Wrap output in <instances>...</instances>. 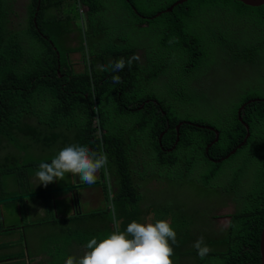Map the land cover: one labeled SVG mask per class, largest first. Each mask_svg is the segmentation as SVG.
<instances>
[{
  "label": "trees",
  "instance_id": "1",
  "mask_svg": "<svg viewBox=\"0 0 264 264\" xmlns=\"http://www.w3.org/2000/svg\"><path fill=\"white\" fill-rule=\"evenodd\" d=\"M177 1L168 0L147 11L145 0H31L22 32L11 29L6 35L3 28L9 29L12 10L1 5L0 151L13 143L22 144L21 148L28 151L41 144L43 154L56 155L75 142L103 152L115 185L130 197L117 200L116 192L113 198L121 229L133 220L148 222L147 213L139 209L148 196L143 199L130 178L134 174V154L142 149L144 155L153 151L158 162L154 169L159 165L163 173L155 172L151 161H145L150 176L143 177L147 183L156 180L159 185L169 180L183 185L190 180L196 185V181L200 183L195 188L199 193H211L217 199L226 193L228 201L236 206L229 214V228L223 231L216 221L215 231L200 229L208 220L203 209L183 203L182 198L170 206L172 209L165 208L164 219L172 218L179 225L173 245L174 264H260L257 259L264 228L263 101L252 102L243 110L242 117L250 125L249 142L237 154L228 156L248 135L240 119L242 106L253 99H264V74L258 84H253L254 71L264 66V5L190 0L172 12L166 11ZM65 5L66 15L59 12ZM73 5L78 9L85 6L82 14L86 24L82 23L78 31L72 24ZM250 19L257 21L253 24ZM147 36L151 38L149 45ZM19 39L30 42L34 53ZM76 52L85 65L82 72L76 70L71 58ZM134 56L139 59L129 65L127 61ZM120 58L125 60V67L115 72L112 65ZM101 65L105 71H100ZM233 65L245 67V74L234 73L230 68ZM211 72L215 84L199 92V81ZM113 75H119L121 82L114 84ZM164 78L168 84L161 86ZM144 91H172V97L164 104L155 97L138 94ZM97 117L102 140L94 128ZM121 126L128 130L126 138L119 133ZM207 127L220 132L218 143L208 153L216 134ZM16 153L0 154L6 156V163H0L5 169L2 188L8 178H18L19 184L25 182L30 187L31 177L43 163L27 162ZM64 189L59 188V194ZM56 192L42 190L25 196L40 197L44 205L54 207ZM106 197L111 200L109 186ZM17 200L20 198H3L0 205ZM100 211L91 214L90 222L94 218L103 222ZM106 212L111 215L110 210ZM53 214L47 211L46 215ZM4 217L0 210V232L18 227H5ZM79 218L63 220L78 222ZM201 236L210 248L204 259L194 247Z\"/></svg>",
  "mask_w": 264,
  "mask_h": 264
},
{
  "label": "rangeland",
  "instance_id": "2",
  "mask_svg": "<svg viewBox=\"0 0 264 264\" xmlns=\"http://www.w3.org/2000/svg\"><path fill=\"white\" fill-rule=\"evenodd\" d=\"M30 1L31 0H0V6L3 5V7L11 8L12 10L9 29L6 31L5 28H3L4 35L8 34L11 29L18 33L22 32L28 18L27 6ZM166 1L168 0H145V8L147 11H151L158 4H164ZM73 6L72 24L74 29L78 31L81 28L82 23L86 24V18L85 15H83L76 7V5ZM67 10L68 6L65 5L59 12L66 15ZM82 11L85 13V8H82ZM250 21L255 24L257 20L250 19ZM75 34L76 32L73 33V35ZM149 39L151 38L148 36L145 39L147 40V45L150 43L148 42ZM20 42L25 49L33 52V49L31 48L32 44L30 42L26 40H20ZM75 44L76 42L74 41L73 45ZM71 58L73 62L80 65L77 68L78 71H82L83 66L81 64V55L76 52L71 55ZM223 64H220V67H223ZM230 68H232L234 73L242 75L245 74L244 69L241 66L233 65L230 66ZM224 81L225 79L220 82L221 85L218 86L220 87L219 89L222 88V83ZM215 82L216 78L212 72L210 75L202 77L198 83V88L200 90L199 92H201L203 89L212 87ZM167 84V78H164L160 83L161 86H165ZM219 92L220 95H225L222 91ZM232 93L235 92L232 91ZM138 94L140 96H146L150 98L155 97L164 104L168 103L172 97V91H144L138 92ZM191 94L195 95V91H191ZM48 97L52 99V96ZM119 133L126 138L128 130H124V127L121 126ZM21 147H23L22 144L13 143V145L8 149L1 150L0 154L15 153L16 151L19 152L16 153V155H20L23 160L27 162L34 161L38 163L44 161L50 162L55 156L53 154H43L41 151L44 150V148L41 144L35 146V148L29 149V151L24 150ZM146 150L149 149L146 148ZM5 158L6 156L0 155V163H6ZM143 158V165L145 164V161H151L152 169L155 172L159 171L160 173H163L159 165H157L158 170L154 169V166L158 162L153 151H150L149 155H143ZM3 169L4 168L0 166V199L7 197L20 198V200L2 203L0 205V210L5 215L3 219V224L5 227H9V225H18V229H16L14 232H7V236L14 234L15 246L14 250L8 249L4 252L6 255L4 259L9 260L13 253L18 254L20 251H22L25 254V261L28 264H65V260L68 256L79 258L86 251L79 246V238L81 234L90 235L92 237L95 236L97 238L104 237V235H100V231L97 228V222L99 221L98 218H94V220L88 224L80 220L78 222L65 221L63 223L57 224L50 222L56 218H59L60 215L67 216L70 214L71 205L69 200L62 197V195L66 192L57 195V198H55V208L44 205L43 199L40 197L26 198L25 195L28 193H31L29 196L32 197L35 192L42 190H52L56 187L60 189L70 188L73 183L71 173H66L63 180L57 179L53 183H50L49 187H45L43 184H39V180L36 177V172L38 171L37 168L35 174H33L31 177L30 187L27 186L25 182L19 184L18 178L15 180L13 178H8L6 180V185L2 188L3 181L5 180V169ZM28 169L30 170V166H28ZM96 180L97 181L95 183H98V173ZM189 181L190 180L183 181V185L174 184L169 180L159 185L157 184L158 182L156 180L146 183V188L151 186L153 187L149 188L147 192H142L143 199L146 195H149V199L144 200L145 202L139 207V209L142 208L144 209V212L147 213V216H149L147 221L151 220L155 222L156 220L164 219L166 214L165 208L172 209L170 206L174 205L178 199L182 198L184 201L183 203L188 204L189 206H198V208L203 209L205 217H207L208 220L207 222H204L202 225H200V229L215 231V221L218 227H224L229 219L228 217H230L229 214L236 210V206L232 202L228 201L229 196L224 193L221 194L217 199L216 197L211 196V193L206 195L204 193H199L195 188H197L200 183L192 180L193 183L196 184L193 185ZM103 185L104 184H102V186ZM100 189L101 188H97V186H92L81 191V194L84 196H81L79 199H89L83 203L85 210L90 209L92 204V201L90 200L91 198L98 201L94 206L99 205V201H101L102 197L97 192H99ZM47 211H54V214L47 216ZM177 213L180 212L177 211ZM214 218H216V220ZM168 221H170L172 227L177 233L179 230L178 223L174 222L172 218ZM127 225L128 223H125V227H127ZM211 237L213 238V235H211ZM0 238H4V232H0ZM52 238H59V240H54Z\"/></svg>",
  "mask_w": 264,
  "mask_h": 264
},
{
  "label": "clouds",
  "instance_id": "3",
  "mask_svg": "<svg viewBox=\"0 0 264 264\" xmlns=\"http://www.w3.org/2000/svg\"><path fill=\"white\" fill-rule=\"evenodd\" d=\"M163 11L164 10L160 12ZM135 59H139V57L134 56L129 59L127 63L130 65L132 60ZM125 63L123 58L118 59L112 65L113 71H122L125 67ZM99 68L100 71L106 70L103 65L99 66ZM112 81L114 84H118L121 82V77L119 75H113ZM140 109H143V107ZM94 128L97 129L96 133L98 139L102 140L101 137H103V133L99 126L98 117L94 123ZM144 151L145 149H142L139 153L134 154V174L130 178V182L138 186L140 192H147L149 188L153 187L146 188L147 181L143 179V177H150L145 168V164L143 165L142 163L144 159V154H142V152ZM66 173L72 174L73 182L77 177L81 185L83 183L87 184L88 187L97 186V188H101L97 193L101 195L102 199L99 201L98 206H94L98 201L91 198L92 204L89 210H85V207L79 209L78 204L81 201L79 198L84 195L81 194L75 198L71 192V188H65L61 191L66 192L62 197L69 200L71 212L67 216L60 215L59 217H80V221L88 224L92 219L91 214L98 213L101 210L102 219H104L103 216L105 214L113 217V219L109 218L111 221L105 219L106 228L103 238L92 237L86 244L87 251L79 258L68 256L65 260V264H174L172 259L175 254L173 245L177 242V233L170 221L166 219H159L155 222H151L150 220L148 222L133 220L125 227L126 230L125 228L121 229V221L117 219L118 212L113 198L116 192H118L117 200L130 199V197L126 195L122 188L118 189V186L115 185V180L109 170L108 157L106 154L96 151L88 145L73 142L62 147L50 162L41 163L39 165V170L36 172V177L39 180V184H43L47 187L49 183H53L57 179L63 180ZM97 173L99 182L95 183ZM145 173H147L148 176H145ZM102 184L104 185L102 186ZM108 186L111 189L110 201H108L106 197ZM58 189L57 187L53 189V191H57L54 194V208L55 198L59 195ZM147 196L149 199V195ZM87 200L89 199H84V201ZM102 210L105 214H103ZM107 210L111 211V215L106 212ZM228 218L224 227L220 228L217 225V228L221 231L227 230L230 225V217ZM16 229H18V227L13 228V231L9 232H14ZM4 234H7V232ZM8 237L10 238V235ZM52 239L59 240V238ZM194 247L197 249V253L201 259H204L210 252V248L205 244L203 236L197 239ZM261 253L262 251H260V259H257V257L256 259L260 264H264V256H262ZM4 257L5 256H0V259H2L0 263L6 261ZM251 257L255 256L252 255Z\"/></svg>",
  "mask_w": 264,
  "mask_h": 264
},
{
  "label": "crops",
  "instance_id": "4",
  "mask_svg": "<svg viewBox=\"0 0 264 264\" xmlns=\"http://www.w3.org/2000/svg\"><path fill=\"white\" fill-rule=\"evenodd\" d=\"M78 3L80 4V1H78ZM82 8H85V6L84 5H79V9H80L81 13H83ZM74 64H76V70L78 71L77 68L80 65L78 63H75V62H74ZM81 64L83 66V69H82V71H83L84 68H85V65L82 62H81ZM82 71H78V72H82ZM103 217H104V219H102L103 222L102 221H98L97 222V228L99 229L101 236H103V235L105 236L104 232H105V228H106L105 227L106 220L107 221H111L107 216L104 215ZM50 222H53V223L57 224V223H63L65 221L63 220L62 217H59V218H56L55 220L50 221ZM91 238H92V236H90V235L81 234L80 238H79V246L82 249L87 251L86 244ZM0 239H1V241H0V256H6L4 254L5 251H7L8 249L14 250V246H15L14 235H10V238H9L7 236V234H4V239L3 238H0ZM11 259H13V260H11ZM0 264H28V263L25 261L24 252L20 251V253H18V254L17 253H13L12 256L9 258V260L3 261Z\"/></svg>",
  "mask_w": 264,
  "mask_h": 264
},
{
  "label": "water",
  "instance_id": "5",
  "mask_svg": "<svg viewBox=\"0 0 264 264\" xmlns=\"http://www.w3.org/2000/svg\"><path fill=\"white\" fill-rule=\"evenodd\" d=\"M190 0H179L177 3H175L174 5L170 6L169 8L166 9V11L168 12H171L175 9L176 6H179V5H183L187 2H189ZM237 1H240L242 3H244L245 5H248L250 7H261L264 5V0H237ZM165 11V10H164ZM162 13V12H160ZM60 54V53H59ZM255 101H263L264 102V99H253L251 101H249L248 103H246L245 105L242 106L241 110L239 111L240 113V119L241 121L243 122L244 125H246V128H247V131H248V135H247V138L246 140L244 141V143H242L238 148L237 150L233 151L232 153H230V155L228 157H232L234 156L235 154L238 153L239 150L243 149L249 142V138H250V125L244 121L243 117H242V114H243V110L246 109V107L251 104L252 102H255ZM184 123H181L178 127H177V130L180 132L181 130V126L183 125ZM189 124L192 126H194L193 123L189 122ZM200 128H202V126H198ZM209 129H211V131L215 132V134L217 135V139L215 140V142L212 144V145H209L208 148H207V153L209 151V149L216 143H218L219 141V132L217 130H215L214 128H210V127H207ZM165 137V134L162 135L161 139H160V143L162 145V142H163V138ZM180 142V139L178 140V143ZM174 150H170L169 152L172 153ZM227 157V158H228ZM76 181H77V184L80 183L79 179L76 177ZM261 251H262V256H264V230L262 232V239H261Z\"/></svg>",
  "mask_w": 264,
  "mask_h": 264
},
{
  "label": "flooded vegetation",
  "instance_id": "6",
  "mask_svg": "<svg viewBox=\"0 0 264 264\" xmlns=\"http://www.w3.org/2000/svg\"><path fill=\"white\" fill-rule=\"evenodd\" d=\"M246 66H247V68L252 69L251 64H246ZM243 69L245 71V67H243ZM263 74H264V66L258 67V71H256V72L254 71V83H253L254 85L258 84L259 78ZM257 99H259V98H257ZM70 188H71V192H72L73 196L75 198H77L79 195H81V191L83 189L88 188V185L87 184H83V183H82V185L81 184H77L76 183V178H75V180L72 183ZM83 203H84V200H81V202L78 204V208L79 209H83Z\"/></svg>",
  "mask_w": 264,
  "mask_h": 264
},
{
  "label": "bare ground",
  "instance_id": "7",
  "mask_svg": "<svg viewBox=\"0 0 264 264\" xmlns=\"http://www.w3.org/2000/svg\"><path fill=\"white\" fill-rule=\"evenodd\" d=\"M219 133H220V132H219ZM219 135H220V134H219ZM33 163H34V162H33ZM35 163H36V162H35ZM3 170H4V169H3ZM0 173H1V172H0ZM1 176H2V175H1ZM96 181H97V180H96ZM79 200H80V199H79ZM80 202H81V201H80ZM90 204H91V203H90ZM90 204H89V205H90ZM152 205H154V204H152ZM88 207H90V206H88Z\"/></svg>",
  "mask_w": 264,
  "mask_h": 264
}]
</instances>
